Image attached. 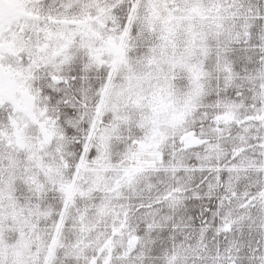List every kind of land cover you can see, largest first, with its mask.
I'll return each mask as SVG.
<instances>
[{"label":"snow or ice","instance_id":"1","mask_svg":"<svg viewBox=\"0 0 264 264\" xmlns=\"http://www.w3.org/2000/svg\"><path fill=\"white\" fill-rule=\"evenodd\" d=\"M0 264H264V0H0Z\"/></svg>","mask_w":264,"mask_h":264}]
</instances>
